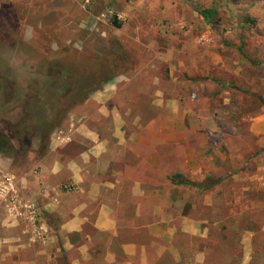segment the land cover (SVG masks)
<instances>
[{
	"label": "rangeland",
	"instance_id": "rangeland-1",
	"mask_svg": "<svg viewBox=\"0 0 264 264\" xmlns=\"http://www.w3.org/2000/svg\"><path fill=\"white\" fill-rule=\"evenodd\" d=\"M211 9L212 19L197 11ZM118 78L144 84L141 106L151 105L154 119L168 117L167 147H259L250 126L264 115V0H0V157L39 175L40 163L92 146L80 131L96 117L97 94ZM159 97L162 106H155ZM172 105L180 117L186 113L185 130L200 127L189 144L174 125ZM1 177L7 195L11 178ZM63 188L76 191L69 182ZM171 193L173 200L180 195ZM181 195L187 218L207 220L206 195L191 188ZM4 206L12 222L24 223L26 239L47 243L37 202L12 194ZM84 231L93 237L88 264H98L107 239L95 245L94 230ZM69 237L86 245L79 234ZM212 241L182 237V259L193 264L195 253L209 250L206 256L223 264ZM168 250L165 264L176 256Z\"/></svg>",
	"mask_w": 264,
	"mask_h": 264
},
{
	"label": "crops",
	"instance_id": "crops-1",
	"mask_svg": "<svg viewBox=\"0 0 264 264\" xmlns=\"http://www.w3.org/2000/svg\"><path fill=\"white\" fill-rule=\"evenodd\" d=\"M118 79L97 94L96 117L80 131L92 146L77 153L70 147L73 152L65 151L53 164L40 163L39 175H26L0 157V182L1 174L11 178L7 195L0 191V264H88L93 237L84 234L87 228L96 234L95 245L100 236L107 239L104 256L95 257L98 264H165L168 249L176 254L168 263L186 264L184 236L215 238L212 246L223 254V264H264V115L251 118L259 147H167L168 117L160 113L157 122L150 117L151 105L147 111L141 106L144 84ZM161 99L155 106H162ZM172 110L174 125L189 144V134L200 127L185 130L186 113L180 117L174 105ZM67 182L75 193L63 188ZM185 188L206 195L207 220L187 218ZM172 190L180 193L175 200ZM12 194L42 207L47 243L29 241L21 234L24 223L8 218L3 208ZM71 234L86 245L72 241ZM76 249L81 255L73 260ZM209 253H195L193 264H217Z\"/></svg>",
	"mask_w": 264,
	"mask_h": 264
},
{
	"label": "trees",
	"instance_id": "trees-1",
	"mask_svg": "<svg viewBox=\"0 0 264 264\" xmlns=\"http://www.w3.org/2000/svg\"><path fill=\"white\" fill-rule=\"evenodd\" d=\"M197 11L199 12V14L201 16H203L206 19H212L216 15V13H217L216 9H211V10H197ZM117 27H120V25L117 24ZM175 178H180V176H177Z\"/></svg>",
	"mask_w": 264,
	"mask_h": 264
}]
</instances>
